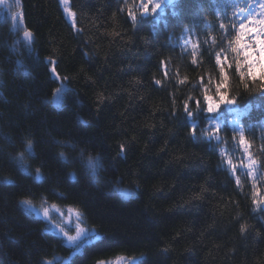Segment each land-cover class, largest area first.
Returning <instances> with one entry per match:
<instances>
[{"label": "trees", "instance_id": "16d2710c", "mask_svg": "<svg viewBox=\"0 0 264 264\" xmlns=\"http://www.w3.org/2000/svg\"><path fill=\"white\" fill-rule=\"evenodd\" d=\"M67 2L71 22L59 0H20L29 39L0 25V264L69 254L25 200L99 237L65 264H264V80L233 51L248 15L229 22L236 0H166L156 16L140 0ZM221 90L236 103L208 113ZM117 182L136 197L112 194Z\"/></svg>", "mask_w": 264, "mask_h": 264}, {"label": "snow or ice", "instance_id": "6c2138e0", "mask_svg": "<svg viewBox=\"0 0 264 264\" xmlns=\"http://www.w3.org/2000/svg\"><path fill=\"white\" fill-rule=\"evenodd\" d=\"M7 2V0H0V5H4ZM63 3L64 0H61ZM166 2V0H140V8L142 9L140 15L141 16H147V15H153L156 16L158 14V10L161 9L162 5ZM168 3H171V0H167ZM16 3L19 4L20 0H16ZM260 4V11L259 15H255V9L253 11L249 12L248 14V23L246 25H241V34L236 37V43L238 45H242L239 48H234L233 51H243L244 53V59L247 61V68L248 73L246 74L245 78H247V75H250L252 80L255 81L257 79L255 75L254 69L259 68L261 71L260 79L264 80V0H259ZM72 15V14H69ZM129 19L133 23V25L137 24L139 22L138 17L133 14L131 11L129 12ZM13 19H16V17H13ZM20 22L23 23V17L22 14H20ZM225 22H228V18L225 17ZM225 27V23L220 24V28L223 29ZM247 34L248 36V43H243V36ZM25 37H31L30 32L24 33ZM229 35H231V32H229ZM227 38V37H225ZM51 72V78L53 80H66L67 78H61L59 76V73L57 72V67L53 64V66L50 68ZM70 89L67 88V86L61 82L60 86L55 90L53 94V103L55 105H60L64 99L65 94L69 92ZM262 93H264V89L261 90ZM204 101L206 102V111L208 113H214L216 112L221 105H234L236 103L235 100H233L231 97H227L223 90L220 91L217 97L214 96H208L205 95ZM199 107V102H196ZM199 111H204L203 108H199ZM193 113L191 110L188 109L187 105L185 106V119H191L193 117ZM209 120H214L215 117H208ZM217 131L220 130L219 125H216ZM240 133L239 137V143L247 149L248 144L247 140L244 136V129L240 128L238 129ZM191 134L195 137L197 134V126L192 125L190 128ZM32 148L31 142H29L26 146V150L30 151ZM124 146L121 145V152H123ZM22 159L23 157H19ZM250 164L248 165L249 168L254 166L256 164V161L254 159H251L249 157ZM231 163V162H230ZM99 164V158L98 157H92L88 156L87 158V167L94 173L97 169ZM22 204L31 206V201L25 200L22 201ZM44 215L47 216V211L44 212ZM67 227V226H66ZM76 235H68L67 232L65 233L66 241L69 245L75 246L77 249H79L82 245L86 243H91L92 239H99L98 236H96L95 231H92V235H89L85 232L84 229L77 226L75 229ZM243 226L241 227V231H243ZM68 231H73L72 228L68 227ZM44 264H52V261H46Z\"/></svg>", "mask_w": 264, "mask_h": 264}, {"label": "rangeland", "instance_id": "374dc122", "mask_svg": "<svg viewBox=\"0 0 264 264\" xmlns=\"http://www.w3.org/2000/svg\"><path fill=\"white\" fill-rule=\"evenodd\" d=\"M59 2H60L61 7L63 9L65 18L69 22H71L73 17H72V15H69L71 13L68 11V2H67V0H64L63 3L61 2V0H59ZM21 38L22 39H29V37H25V38L21 37ZM18 39H20V38H18ZM52 101H53V99H52ZM29 211L36 218H39V219L43 220L44 222H46V225H47L46 229L49 230V231L53 230L56 234H58L62 238H64V241L66 243H67L66 236H65L66 232H67L68 235L75 236L76 232H75L74 229L77 226H79L80 228L84 229V227H82L81 224H79L77 222L75 216L73 215V212H70L71 210L68 211L67 213H62V211H66V210H64V209H62L60 207L54 206V205H49V206H45L43 208L42 207L41 208H36V207L29 206ZM45 211H47V213H48L47 216L44 215ZM68 227L72 228L73 231L69 232L68 231ZM75 250L78 252L77 249H75ZM71 253H73V252L71 251ZM71 253L68 254L67 257L70 256ZM59 258H62V257L55 256V258L53 259L54 263L65 264V261L64 262H60ZM64 258H66V257H63L62 259L64 260ZM113 260H114L113 262H110L111 264L112 263L115 264L116 262H119V264H128V263L132 262V261H130V262L129 261L120 262V260L117 261V258H115ZM104 263H109V262L97 261L95 264H104ZM135 263H136V261L133 262V264H135Z\"/></svg>", "mask_w": 264, "mask_h": 264}, {"label": "flooded vegetation", "instance_id": "af4514ba", "mask_svg": "<svg viewBox=\"0 0 264 264\" xmlns=\"http://www.w3.org/2000/svg\"><path fill=\"white\" fill-rule=\"evenodd\" d=\"M19 8H20V4H17L16 0H7V2L4 5H0V25L5 26L10 36L12 38L16 37V39L20 37L25 38L24 35L25 30H23V23L20 22ZM13 17H16V19H13ZM68 211L70 210L66 209V211H62V213H67ZM73 215L75 216L77 222L80 224L81 221L79 215L74 212ZM51 232L54 233L55 235H58L53 230H51ZM66 245L69 248V254H70L71 251L74 250L75 246L69 245L68 243H66ZM104 264H109V263H104ZM115 264H119V262H116Z\"/></svg>", "mask_w": 264, "mask_h": 264}, {"label": "clouds", "instance_id": "9594fccd", "mask_svg": "<svg viewBox=\"0 0 264 264\" xmlns=\"http://www.w3.org/2000/svg\"><path fill=\"white\" fill-rule=\"evenodd\" d=\"M99 168V164L97 169ZM93 184L97 183V179L93 177ZM112 194L116 195L118 198L127 202L128 200L135 198L137 195V190L132 186L122 185L120 182H117L112 188Z\"/></svg>", "mask_w": 264, "mask_h": 264}, {"label": "water", "instance_id": "95a60500", "mask_svg": "<svg viewBox=\"0 0 264 264\" xmlns=\"http://www.w3.org/2000/svg\"><path fill=\"white\" fill-rule=\"evenodd\" d=\"M54 94V93H53ZM52 99H53V97H52ZM76 253V251H73V253H71V255H70V257H72L74 254ZM64 261H66L65 259H64ZM63 261V262H64ZM134 261H136V260H134ZM133 262H130V263H128V264H132Z\"/></svg>", "mask_w": 264, "mask_h": 264}, {"label": "bare ground", "instance_id": "6f19581e", "mask_svg": "<svg viewBox=\"0 0 264 264\" xmlns=\"http://www.w3.org/2000/svg\"><path fill=\"white\" fill-rule=\"evenodd\" d=\"M52 97H53V95H52ZM59 260H60V262H63L64 261L62 258H59ZM132 262H135V261L133 260ZM109 264H111V263L109 262ZM112 264H114V263H112Z\"/></svg>", "mask_w": 264, "mask_h": 264}]
</instances>
